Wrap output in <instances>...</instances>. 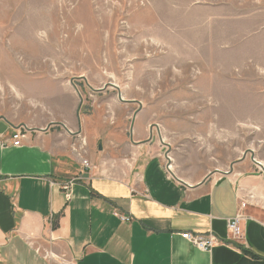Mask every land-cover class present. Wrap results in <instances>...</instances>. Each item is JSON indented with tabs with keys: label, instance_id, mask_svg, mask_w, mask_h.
Returning a JSON list of instances; mask_svg holds the SVG:
<instances>
[{
	"label": "rangeland",
	"instance_id": "374dc122",
	"mask_svg": "<svg viewBox=\"0 0 264 264\" xmlns=\"http://www.w3.org/2000/svg\"><path fill=\"white\" fill-rule=\"evenodd\" d=\"M3 116L92 149L141 117L167 172L263 173L264 0H0Z\"/></svg>",
	"mask_w": 264,
	"mask_h": 264
},
{
	"label": "crops",
	"instance_id": "0c3cea01",
	"mask_svg": "<svg viewBox=\"0 0 264 264\" xmlns=\"http://www.w3.org/2000/svg\"><path fill=\"white\" fill-rule=\"evenodd\" d=\"M81 123L25 128L15 147L21 127L0 117V264H264V211L255 207H264V170L235 160L227 173L211 162L202 172L174 164L167 172L163 138L157 143L143 118L95 149ZM257 161L264 167V147ZM74 176L66 198L60 185ZM241 201L242 237L232 239L226 223ZM186 231L220 242L203 251L180 236Z\"/></svg>",
	"mask_w": 264,
	"mask_h": 264
},
{
	"label": "built area",
	"instance_id": "2783aa9c",
	"mask_svg": "<svg viewBox=\"0 0 264 264\" xmlns=\"http://www.w3.org/2000/svg\"><path fill=\"white\" fill-rule=\"evenodd\" d=\"M24 135H25V131H23L21 128H15L11 134V145L15 147L20 146L21 141L24 138ZM78 157L81 160V163L84 167H90V163L88 162V160L84 159L80 153H78ZM78 179H79L78 176H74L60 185L61 189L65 191L66 198H70L71 188L74 182H76ZM244 206H245V202L241 201L239 203V209L237 213L233 217L227 220L226 223L227 233L232 239H239L242 236L241 222L243 220L242 209L244 208ZM118 217L122 221H129L131 219L130 216L123 214H118ZM180 236L183 239L187 240L197 249L203 251L211 250L220 242L219 238L212 232L193 233L186 231L180 233Z\"/></svg>",
	"mask_w": 264,
	"mask_h": 264
},
{
	"label": "water",
	"instance_id": "95a60500",
	"mask_svg": "<svg viewBox=\"0 0 264 264\" xmlns=\"http://www.w3.org/2000/svg\"><path fill=\"white\" fill-rule=\"evenodd\" d=\"M99 148H100V145H99Z\"/></svg>",
	"mask_w": 264,
	"mask_h": 264
}]
</instances>
